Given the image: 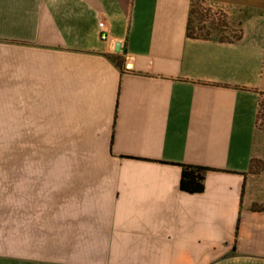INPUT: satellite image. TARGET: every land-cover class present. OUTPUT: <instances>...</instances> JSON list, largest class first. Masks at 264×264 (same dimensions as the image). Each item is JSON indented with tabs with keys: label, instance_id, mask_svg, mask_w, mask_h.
I'll return each mask as SVG.
<instances>
[{
	"label": "crops",
	"instance_id": "crops-1",
	"mask_svg": "<svg viewBox=\"0 0 264 264\" xmlns=\"http://www.w3.org/2000/svg\"><path fill=\"white\" fill-rule=\"evenodd\" d=\"M195 2L237 34L189 33ZM10 93L0 264H264V0H0Z\"/></svg>",
	"mask_w": 264,
	"mask_h": 264
},
{
	"label": "rangeland",
	"instance_id": "rangeland-1",
	"mask_svg": "<svg viewBox=\"0 0 264 264\" xmlns=\"http://www.w3.org/2000/svg\"><path fill=\"white\" fill-rule=\"evenodd\" d=\"M188 30L191 34L220 37L237 34L236 25H231L223 12L200 2L191 6ZM0 100L10 106L0 110V163L21 166V94H0ZM257 129L258 133H264V95L260 99ZM257 163L263 165L264 158Z\"/></svg>",
	"mask_w": 264,
	"mask_h": 264
},
{
	"label": "trees",
	"instance_id": "trees-1",
	"mask_svg": "<svg viewBox=\"0 0 264 264\" xmlns=\"http://www.w3.org/2000/svg\"><path fill=\"white\" fill-rule=\"evenodd\" d=\"M264 95V93H262ZM260 105V102H259ZM203 166H183L180 187L187 191H199L203 188L202 171Z\"/></svg>",
	"mask_w": 264,
	"mask_h": 264
},
{
	"label": "built area",
	"instance_id": "built-area-1",
	"mask_svg": "<svg viewBox=\"0 0 264 264\" xmlns=\"http://www.w3.org/2000/svg\"><path fill=\"white\" fill-rule=\"evenodd\" d=\"M103 20H99L98 21V26H99V28H102V26H103ZM100 36H101V38H103V39H105L106 37H107V35L104 33V32H101L100 33Z\"/></svg>",
	"mask_w": 264,
	"mask_h": 264
}]
</instances>
